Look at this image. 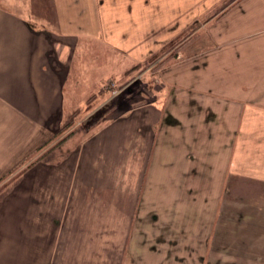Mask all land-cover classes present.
I'll return each mask as SVG.
<instances>
[{"label":"crops","instance_id":"0c3cea01","mask_svg":"<svg viewBox=\"0 0 264 264\" xmlns=\"http://www.w3.org/2000/svg\"><path fill=\"white\" fill-rule=\"evenodd\" d=\"M84 1L52 0L54 10L61 9L63 3L67 10H71L72 6L76 7ZM89 2L94 22L86 23L87 27H84L77 17L80 19L86 9L80 8L74 14L75 18L50 23V30L42 33L44 43L49 41L46 37L49 33L60 40L68 39L76 46L84 37L83 29H88L90 25L92 33L85 37L96 34V39L107 38L108 42L128 40L131 32L126 34L125 28L131 30L136 25L139 43L145 41L141 38L146 37V31L139 22H130V12L127 11L131 10V0H126L124 6H119L118 0ZM178 6L177 2L172 6L174 11ZM123 9L124 12L119 13ZM221 12L218 18L201 22L195 35L187 39V43L193 40L192 46L186 43V54L180 52L178 56V60L185 62L170 73L171 91L176 99L171 116L159 109L153 124L149 125L152 128L154 123L155 127L156 123L160 124L158 134L164 132L165 137L172 138L171 145H167L163 140L165 137L162 140L160 137L158 147L162 146L160 151L165 153V158H162L165 167L160 171L157 169L159 174L155 186H186L183 183H187L190 188L202 187L204 208L196 214L201 215L202 225L194 221L200 217L191 216L193 221L187 228V234L192 239L183 248L186 254L174 253L171 259L175 264H264V0H235ZM0 17L3 21V16ZM64 22H67V27ZM142 24L147 26L146 22ZM32 27V22H0V44L6 49L0 47V107L4 108L3 92H9L6 95L10 97L7 109L14 107L16 116L21 115L27 122L41 121L50 126L53 110L56 107L61 110L67 105L64 89L68 83L59 79L61 73L57 67H43L38 53V59L34 60L33 51L20 50L21 42L30 44L42 40L36 29L31 30L34 29ZM59 42L50 41L60 45ZM69 43L65 46H70ZM42 50L46 49L43 47ZM145 50L138 52V57L143 56ZM66 51L65 48L58 50V61ZM69 56L70 67V61L76 60V57L72 52ZM68 58L66 56L65 61ZM107 129L88 142L79 144L80 149H76L72 161V179L67 180L69 176L65 166L62 168L47 163L32 169L34 172L38 169L47 172L45 176H52L54 171L67 174L66 178H48L54 188L51 194H18L16 187L0 199V212L5 210L11 214L14 207L15 214L21 210L24 213L22 218H27V228L29 225L32 228L31 242L29 231H26L27 244H36V236L44 238V264H56L54 257L57 254V264H90L94 258L90 252L97 248L81 243L83 228L89 227L84 221L90 217L96 204L101 211H107L109 201L104 197L106 191L102 193L99 190L104 197L99 199L97 194L83 193V188L100 186L98 182L101 178L94 181L96 173L93 174L89 165H93L98 156L91 154L92 147L98 154L101 153L100 146L94 142ZM155 136L151 141L157 139ZM184 144L191 150L184 151ZM165 147L168 150L163 152ZM143 174L140 176L142 182L148 176L143 177ZM31 180L35 182V178L23 179L25 185ZM34 182L31 183L35 186ZM199 195L196 193L197 197ZM163 199H158L159 203L172 202L174 198ZM23 201L32 205L26 209ZM125 202L130 206V198H115L112 202L118 204L113 207L117 218L130 217L131 210L124 205ZM215 204L217 207L212 212ZM6 218H11V215ZM36 223H39L40 229H36ZM24 233L22 230L14 232L10 250L18 249V237ZM177 243L179 245L180 240L177 239ZM125 245L128 247V242ZM27 250L33 252L35 248ZM122 264H130L124 252Z\"/></svg>","mask_w":264,"mask_h":264},{"label":"rangeland","instance_id":"374dc122","mask_svg":"<svg viewBox=\"0 0 264 264\" xmlns=\"http://www.w3.org/2000/svg\"><path fill=\"white\" fill-rule=\"evenodd\" d=\"M118 1L119 6H124L126 2ZM233 1L235 0H131V10L127 11L130 12V22H139L146 31V37L141 38L144 42L139 43L136 25L131 30L125 28L126 34L131 32L128 40L115 39L114 42H108L107 38L96 39V34L94 37H85L92 33L93 27L90 25L88 29H83L84 37L75 46L72 41L69 43L65 38L60 40L49 33H46L49 41L44 43L45 36L42 33L50 30L52 22L75 18L74 14L80 8L86 9V12L84 10L82 17L77 19L87 27L86 23L94 22L89 0L76 7L72 6L71 10H67L65 3L61 9L58 7L54 10L52 0H0V16L4 19L2 21L0 17V22H32L34 29L31 30L36 29V34L42 38L41 41L30 44L21 42L20 50L33 51L34 60L39 57L45 68L57 67L61 73L59 79L68 83L64 89L67 105L61 107V110L57 107L53 110L50 126L41 121L27 122L21 115L16 116L14 107L6 108L10 99L6 95L9 92H3L4 108L0 107V199L16 187L18 194H51L54 188L50 186L51 180L48 178H66L67 174L54 171L52 176H45L47 172L43 173L41 169L34 172L32 169L47 163L65 166L69 176L67 180L72 179V161L76 151L80 149L79 144L82 141L88 142L97 133L108 128L94 142L96 146H100L101 153L98 154L96 148L92 147L91 154L98 156L93 165H89L93 168V174L96 173L94 181L101 178L103 182L99 180V188H83V193L97 194L99 199L107 197L109 201L107 211H101L96 204L90 217L84 221L89 227L83 228L81 243H89L97 248L90 252L94 255L90 264H122L123 252L126 259L129 257L130 264H175L172 260L174 253L186 254L183 248L192 239L187 234V228L193 221L191 216L200 217L194 221L202 225L201 215H196L204 208L202 187L190 188L187 183H183L186 186H168L166 182L167 186H155L159 174L157 169L165 167L162 160L165 153H161L162 146L158 147L160 137L162 140L165 136L164 132L162 135L158 134L160 124L156 123L155 127L154 123L152 128L149 125L153 124L159 109L171 116L175 103L173 101L176 99L171 91L170 73L185 62L178 60V56L180 52L182 55L186 54L187 39L195 35L201 22L218 18L221 11ZM176 2L179 8L174 11L172 6ZM123 12L124 9L119 13ZM142 22H146L147 26ZM64 23L66 26L67 22ZM54 40L61 44L50 43ZM67 43L70 46H65ZM192 43L193 40H190L187 45L192 46ZM0 47L6 50L2 43ZM43 47L46 50H42ZM64 48L68 50L65 53L69 58L65 61L64 53L58 61V50ZM145 48L144 55L138 57V52L142 53ZM71 52L76 60L70 61L69 67ZM153 136L157 139L151 141ZM163 140L171 145L172 138L166 136ZM184 145V151L191 150ZM199 146L202 148L201 143ZM165 150H168L167 147L163 152ZM83 165L86 167V163ZM141 174L143 177L148 175L143 182L140 181ZM27 177L35 178V182L31 180L25 185L23 179ZM99 190L102 193L103 190L106 191V196L103 197ZM196 193L200 195L197 197ZM172 197V202L158 201L165 200L163 198L170 200ZM115 198H130V206L124 203L131 210L128 219L117 218L113 207L118 204L112 203ZM23 203L26 209L32 205L30 202ZM39 207L41 209V205ZM215 207L217 204L212 212ZM8 215L11 218L7 219ZM23 216L21 210L15 214L14 207L11 214L5 210L0 212V264H44L46 252L42 248L45 247V240L36 236V244H27L26 231H29L31 242L32 228L30 225L27 228V218H22ZM38 224L36 223V229H40ZM17 230L25 233L18 237V249L10 250ZM180 232L185 233L178 234ZM177 239L180 240L179 245ZM127 242L128 247L124 246ZM30 247L35 250H27ZM55 261L57 264L58 254L54 257Z\"/></svg>","mask_w":264,"mask_h":264}]
</instances>
